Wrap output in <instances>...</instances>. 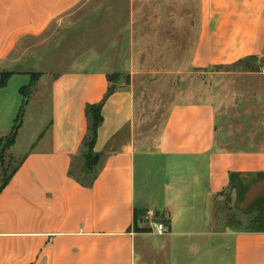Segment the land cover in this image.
<instances>
[{
    "label": "crops",
    "instance_id": "crops-1",
    "mask_svg": "<svg viewBox=\"0 0 264 264\" xmlns=\"http://www.w3.org/2000/svg\"><path fill=\"white\" fill-rule=\"evenodd\" d=\"M81 1L0 0V72L17 61L25 39ZM198 1L191 67L264 60V0ZM27 74L12 72L0 88V118L10 114L0 137L30 84L18 88L19 104L2 92ZM108 86L101 69L51 79L49 127L16 157L3 187L0 177V264H264V147H229L236 139L225 132L218 141L208 100L174 103L150 145L136 139L132 91L117 89L103 103L94 145L106 154L102 168L91 186L68 173L86 132L85 105L101 101Z\"/></svg>",
    "mask_w": 264,
    "mask_h": 264
},
{
    "label": "rangeland",
    "instance_id": "rangeland-1",
    "mask_svg": "<svg viewBox=\"0 0 264 264\" xmlns=\"http://www.w3.org/2000/svg\"><path fill=\"white\" fill-rule=\"evenodd\" d=\"M198 19V0H82L41 34L25 39L15 56L17 61L1 71L0 78L5 71H29L40 72L41 80L24 104L12 147L15 157L9 149L5 151L6 170L14 167L16 157L35 146L38 133L50 125L51 79L74 69L104 70L110 86L132 91L133 126L139 143L155 142L174 103L208 100L217 110L218 141L225 132L236 139L229 147L252 143L263 148L264 74L260 62L249 60L205 70L191 67ZM30 82L29 74L13 78L2 92L3 100L19 104L18 88ZM21 99L18 110L23 96ZM8 119L10 114L0 118V127ZM81 162L76 159L77 165ZM138 185L136 181V199ZM254 216L242 219L240 226Z\"/></svg>",
    "mask_w": 264,
    "mask_h": 264
},
{
    "label": "trees",
    "instance_id": "trees-1",
    "mask_svg": "<svg viewBox=\"0 0 264 264\" xmlns=\"http://www.w3.org/2000/svg\"><path fill=\"white\" fill-rule=\"evenodd\" d=\"M258 61L260 62L259 68L263 65L262 59L256 58V57H249L245 60H242L240 62L244 61ZM12 74L11 71H5L3 75L0 78V88L3 87L10 75ZM31 83L28 87L22 89V96H23V103L18 110V113L16 115L14 124L11 128V130L0 137V167H2V186L3 187L12 174L15 172L17 166H14L13 168L10 169V171L6 170V166L4 165V157H5V151L14 144L15 142V137L17 134V130L21 125V118L23 116L24 112V104H26L29 93L31 92L32 85L37 81V79L41 76L40 72H31ZM108 79V78H107ZM116 89L113 86H108V89L102 98L101 101L97 103H87L85 105V117L87 121V126H86V132L82 138L81 144H80V149L78 151V155L72 157L71 163H70V168H69V174L76 179L80 184L84 186H91L95 177L99 173L100 169L102 168V164L104 161V158L106 156L105 153H99L94 150V145L96 142V137H97V131L102 123L103 117H102V106L105 100L108 98L110 94H112ZM81 158L82 162L77 165L76 159ZM135 224V223H134ZM135 229L138 231L145 230V228H139L134 225Z\"/></svg>",
    "mask_w": 264,
    "mask_h": 264
},
{
    "label": "built area",
    "instance_id": "built-area-1",
    "mask_svg": "<svg viewBox=\"0 0 264 264\" xmlns=\"http://www.w3.org/2000/svg\"><path fill=\"white\" fill-rule=\"evenodd\" d=\"M261 71L264 72V64L260 67ZM156 227L158 229V231H164L165 227L162 223H158L156 224Z\"/></svg>",
    "mask_w": 264,
    "mask_h": 264
}]
</instances>
